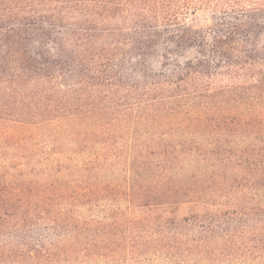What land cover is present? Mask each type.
Returning a JSON list of instances; mask_svg holds the SVG:
<instances>
[{"label": "trees", "instance_id": "1", "mask_svg": "<svg viewBox=\"0 0 264 264\" xmlns=\"http://www.w3.org/2000/svg\"><path fill=\"white\" fill-rule=\"evenodd\" d=\"M159 263L264 264V0H0V264Z\"/></svg>", "mask_w": 264, "mask_h": 264}, {"label": "rangeland", "instance_id": "2", "mask_svg": "<svg viewBox=\"0 0 264 264\" xmlns=\"http://www.w3.org/2000/svg\"><path fill=\"white\" fill-rule=\"evenodd\" d=\"M205 17H206V13L204 12H197L196 16H189L188 19H187V23H191L193 20L197 21V22H200L199 24H207L208 21L205 20ZM161 264V263H159Z\"/></svg>", "mask_w": 264, "mask_h": 264}]
</instances>
